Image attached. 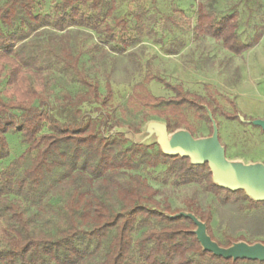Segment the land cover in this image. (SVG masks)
<instances>
[{
	"label": "trees",
	"instance_id": "obj_1",
	"mask_svg": "<svg viewBox=\"0 0 264 264\" xmlns=\"http://www.w3.org/2000/svg\"><path fill=\"white\" fill-rule=\"evenodd\" d=\"M103 1L60 0L53 14L34 13L35 0H9L0 6L2 26L25 21L18 31L0 26V84L6 80L0 89V162L10 156L7 134L20 133L27 144L0 171V264H264L203 249L194 232L195 221L175 216L170 202L158 199L160 191L139 171L163 165L165 181L173 178L181 185H200L224 205L255 206L264 201L217 185L207 162L193 164L189 157L166 154L155 145L130 144L121 132L107 136L102 126L108 125L110 114L100 110L101 117L94 118L80 108L89 96L71 99L76 108L66 120L43 97L36 77L51 64L79 72L72 28L107 31V38L116 40L105 21L109 11ZM169 20L176 22L172 16ZM116 23L126 25L123 18ZM42 28L54 32L43 43L28 40ZM238 28L237 13L218 15L199 4L193 26L197 36L212 37L240 55L257 41L245 42ZM122 42L123 48L132 43ZM179 49L170 47L168 52L175 54ZM153 80L173 95L153 94L148 87ZM83 83L99 98L97 85L86 79ZM214 102L219 103L210 92L195 94L182 84L148 73L134 85L127 109L163 118L169 132L185 128L194 133L187 110H194L197 117L206 115L210 121L206 108L216 115ZM233 109V113L222 110V115L240 120L243 113L237 104ZM191 211L210 230L212 210L193 202ZM221 245L228 247L231 242Z\"/></svg>",
	"mask_w": 264,
	"mask_h": 264
},
{
	"label": "rangeland",
	"instance_id": "obj_2",
	"mask_svg": "<svg viewBox=\"0 0 264 264\" xmlns=\"http://www.w3.org/2000/svg\"><path fill=\"white\" fill-rule=\"evenodd\" d=\"M9 0H0V6ZM60 0H35L34 13H51ZM104 16L116 40L107 38L106 32L87 27L72 28V48L79 57V72L61 64H51L36 83L50 102L54 113L62 120L73 116L76 108L71 99L89 96L80 107L94 118L101 111L110 114L108 125L102 126L107 136L123 133L129 143L155 145L162 149L160 127L165 120L142 111L127 109L128 98L135 84L142 82L148 73L162 77L172 84H182L192 93L207 96L208 92L219 103L217 114L208 108L209 117L195 116L187 110L196 139H207L218 131L227 160L233 165H264V130L239 119H228L222 110L233 113L234 103L247 120L264 119V0H104ZM199 4L213 8L218 15L237 13L238 32L245 42H257L242 54L228 51L222 42L212 37H199L193 26L197 20ZM175 18L176 22L169 20ZM123 18L125 28L116 23ZM167 19V20H166ZM0 26H2L0 24ZM25 26L18 20L4 30L18 31ZM141 29L143 32L140 33ZM42 28L29 39L43 43L53 33ZM109 40V42H107ZM132 41L123 48L122 41ZM254 40V41H255ZM170 47L180 48L170 54ZM83 79L98 86L95 98ZM6 80L0 84L5 88ZM108 84L112 91L108 92ZM157 96H171L173 92L163 83L153 80L148 84ZM10 156L0 162V171L27 148L20 133L7 134ZM165 166L143 168L139 172L160 191L158 199L170 202L176 213H193L191 204L197 202L203 209L212 210V223L207 234L217 244L264 243V204L255 206L232 202L222 204L205 192L200 185H181L169 178L165 181ZM250 264V263H240Z\"/></svg>",
	"mask_w": 264,
	"mask_h": 264
},
{
	"label": "water",
	"instance_id": "obj_3",
	"mask_svg": "<svg viewBox=\"0 0 264 264\" xmlns=\"http://www.w3.org/2000/svg\"><path fill=\"white\" fill-rule=\"evenodd\" d=\"M240 120L252 123L264 130V119L247 120L241 115ZM159 127L161 135L159 141L162 144L161 150L164 153L189 157L193 164H204L207 162L213 173V180L217 185L231 191L243 190L251 199L264 201V165L260 163L233 165L230 163L225 156V149L218 138L217 128L211 137L196 139L185 128L169 132L166 122ZM178 215L191 217L195 221L197 228L194 232L197 234L203 249L234 260L264 261V243L255 245L238 243L225 247L214 242L207 234V223L199 219L194 213H177L175 216Z\"/></svg>",
	"mask_w": 264,
	"mask_h": 264
}]
</instances>
